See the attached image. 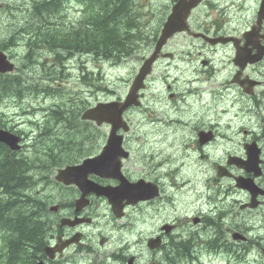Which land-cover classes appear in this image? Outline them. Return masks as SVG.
I'll list each match as a JSON object with an SVG mask.
<instances>
[{
  "label": "rangeland",
  "instance_id": "1",
  "mask_svg": "<svg viewBox=\"0 0 264 264\" xmlns=\"http://www.w3.org/2000/svg\"><path fill=\"white\" fill-rule=\"evenodd\" d=\"M254 2H256V0H254ZM132 4L134 5L133 15L134 18H136L135 21L140 30V38L136 42V51L131 56L116 63L101 61L93 57H89L88 61L85 59V70L89 72L92 71L95 75L100 76L102 78L100 81L101 86H105L109 91H112V94H110L108 91L100 92L95 91L93 88H84L85 86L81 83V74L83 70L80 67L81 64L77 57L72 58L70 62H67L66 60L64 63L65 68L61 71L60 64L54 61V53L52 52L40 50L39 55L29 61L26 59V54L24 52L26 51V48L22 43L17 44L15 47L6 46L7 37L14 36L15 39H18V37H21L20 34L24 33L21 32V28L26 25V20L29 17L28 9L31 5V0H0V46H5L6 50L4 51L15 61L17 69L14 74H19L21 84L28 86V90L23 92L20 98L5 96L0 100V120H2L8 127L22 130L27 133V143L29 148H27V152H25L24 155L34 157L35 154H38L35 159H37L39 163L45 164V166L48 165L47 168L37 166V168L32 169L29 172L33 177L32 186L30 189L27 186L24 190L27 193L30 192L32 196L37 199L45 201L46 211L50 205L55 204V200L59 199V197L68 199L71 195L70 191L65 192L58 188L53 180L57 169L56 167H58L59 163L66 160V154L69 152L67 147L71 144V140L67 134L73 132V136H75L72 141L74 151L71 154L70 160H77L87 153L94 152L102 141V137H99L98 135L107 132L106 126L95 127L93 125H84L79 120V117L77 125L73 129H69L67 127L69 125L68 122L62 121L56 123L51 119L49 116L51 113V107L56 103L55 101H62L68 97H78L80 98L79 101L82 100L83 102H85L84 98L87 97L89 102H94L96 100H108V98H113L118 95L122 96L125 93L131 79L141 63L142 57L149 51L160 19L165 13V9L157 5L155 0H132ZM250 5L251 2L248 3L249 9L246 11H240V14L248 12V15L250 16ZM78 10L79 9L76 8V5H73L64 11V23L68 24L71 22L76 24L81 17V13ZM196 22V24H199L198 20ZM140 39L143 40L141 41ZM149 39L150 41L147 45ZM188 42L190 41L185 36H179L171 43L170 50L180 49ZM44 65L52 67L51 71H54L55 69L58 70L59 77L52 81L45 78L42 74V68ZM158 72H160L159 66H156L154 74L150 76L147 87L144 91L143 108L139 111L131 112L128 115L133 125V130L131 132L132 135L129 138L132 140L134 146L153 149L156 156L165 153L164 159L170 162L169 169L158 164L155 159L143 164L142 169L144 172L150 170L153 171V174L173 171L174 165L179 164L180 157L184 155V151L181 147H187L190 142L194 144L193 130L190 126H182L181 124L172 126L162 124L157 125L152 124L150 120H148L150 117L145 108H151L153 106L162 80L161 77H157ZM181 73L185 74L186 72L182 71ZM172 79H170L171 82H174L175 79ZM57 84H59L63 91L67 93L63 96L61 94L60 96L62 97L58 95V97L46 96L43 88L47 86H55ZM195 86L198 87L201 85L196 84ZM79 101L78 104H80ZM61 104L62 103H60V105ZM64 106L71 108L75 107V104H66ZM41 109H44V111ZM48 109L49 112H47ZM254 111H256V109L253 107L247 108L245 114H251ZM70 115L71 112L67 113V116ZM159 115L161 116V114ZM70 123L74 124L76 121L70 119ZM233 127L247 129L249 128V125L236 122V125ZM58 137L63 138L64 141V147L60 151L59 147H55L54 150H49L44 145H41L44 143L51 144L57 142ZM48 154L54 155L55 158L53 160L48 159ZM191 156L190 159L184 158L185 163L184 166L181 167V174L184 178L190 177L193 174L194 167L198 168L199 171L196 175L198 185L201 188H204V178L207 176L213 178V175L205 171V169L195 160L194 154H191ZM54 162L57 163V165H54ZM132 165V167H139L136 162ZM148 167H150V169ZM50 172H52V174L49 176L48 173ZM163 188L164 193L162 198L158 200L157 206L148 209V211L138 219L136 227L128 225L122 231L117 232V235L122 234V237H125L126 239H138L149 233L156 223L159 225V223L165 221L167 218L176 219V221L180 223L175 235H186L188 232L195 231V228L187 227L186 220L188 221V219L186 217L200 214L202 210L208 209L209 204L204 203L203 196L198 197L188 194V185H184V188L183 186H180L179 188L175 187L173 189L169 187V182L165 179ZM212 188L217 189L219 186L217 185L215 187V185H212ZM170 192L174 193L173 201L170 199ZM183 197L185 199L184 205H182ZM211 202L214 203V205L216 204L213 197L211 198ZM223 211L226 213L228 219H233L235 224L244 227L250 224L249 221L235 216L233 210ZM138 212V210L132 211L133 215H136ZM109 214L110 211L107 204L96 207L92 215L98 220V223L101 224H99V228L91 226L92 229H88V231L91 232L90 237L95 242L94 249L96 252L90 256L75 252L76 255L80 256V259L75 263H69L91 264V259L92 262L94 261L95 263L100 264L101 257L97 252V247L99 246L97 243V236L100 234L99 231H102L104 234L106 233L107 228L110 225V222L108 221ZM44 217L47 220L53 218L49 210L48 213H45ZM132 217L134 216H131V218ZM36 219L41 222L44 220L42 217H37ZM125 223L131 224L128 220H126ZM52 225L53 224L51 223L48 224L49 229L46 233L47 236H50ZM189 225L192 227L195 226L190 222ZM138 228L142 229V231L139 232ZM46 229L45 224H43V232H46ZM212 230L213 228H209V232ZM202 233L206 236H203L199 242L207 238V233L203 229ZM146 236H144L142 240ZM195 250L198 251V247H196ZM72 255L74 254L70 252V258ZM109 256L112 255L109 254ZM150 258L151 257L148 258L147 262H149Z\"/></svg>",
  "mask_w": 264,
  "mask_h": 264
},
{
  "label": "trees",
  "instance_id": "2",
  "mask_svg": "<svg viewBox=\"0 0 264 264\" xmlns=\"http://www.w3.org/2000/svg\"><path fill=\"white\" fill-rule=\"evenodd\" d=\"M46 1L40 0L35 2L34 10L40 13L42 10L52 11L56 7L54 3H48ZM114 2V0H100L96 5V11H102L104 13L106 11L105 8ZM1 168L3 169L1 170ZM21 169V163L14 159H9L8 157H5L3 160L0 159V189H4L7 181H13V184L9 183L6 185V192L10 193L14 189L21 188L24 184L22 173L20 172ZM12 177L13 179L10 180ZM9 206L10 204H7L5 200L0 198V223L8 227L7 232L9 236H13L6 245V251L2 256L0 264H24L27 261L26 259L31 256V254H28L29 251L27 252V246L36 247L39 244L41 239V226L35 222V218L31 219V217L26 215L10 216Z\"/></svg>",
  "mask_w": 264,
  "mask_h": 264
},
{
  "label": "flooded vegetation",
  "instance_id": "3",
  "mask_svg": "<svg viewBox=\"0 0 264 264\" xmlns=\"http://www.w3.org/2000/svg\"><path fill=\"white\" fill-rule=\"evenodd\" d=\"M262 172H263L262 177H259V178L257 179V181H258V185L261 186L262 188H264V178H263V177H264V165L262 166ZM260 198H263V199H262V200H259V202L262 203V204H264V196H263V197H260ZM203 200L206 201V202H209V201H210V199H209V197H208L207 195L204 196ZM256 210H258V209H255L254 211H256ZM203 230H204L208 235H207V238H205L204 240H201L200 243H201L202 245H205V243H206L207 241H209V239L213 236V234H214L215 232H213V230H212V231L209 233V228H208V226H205V227L203 228ZM61 234H63V233H61ZM84 244H86V243H84ZM196 247H197L196 244H194V243H190V242H184V245L182 246V248L186 249L189 253H198V251L195 250Z\"/></svg>",
  "mask_w": 264,
  "mask_h": 264
},
{
  "label": "water",
  "instance_id": "4",
  "mask_svg": "<svg viewBox=\"0 0 264 264\" xmlns=\"http://www.w3.org/2000/svg\"><path fill=\"white\" fill-rule=\"evenodd\" d=\"M259 17H260V18H264V0H263V2H262L261 9H260V11H259ZM142 70H143V72H145V71H146V68H144V69H142ZM0 139H1V140H4V141H6V142H11V137L8 136V135L5 134V133H2V132H0ZM98 163H100V161H98V160L95 161V162L93 163V166L96 167Z\"/></svg>",
  "mask_w": 264,
  "mask_h": 264
},
{
  "label": "bare ground",
  "instance_id": "5",
  "mask_svg": "<svg viewBox=\"0 0 264 264\" xmlns=\"http://www.w3.org/2000/svg\"><path fill=\"white\" fill-rule=\"evenodd\" d=\"M178 245H181V247L184 245V242H179Z\"/></svg>",
  "mask_w": 264,
  "mask_h": 264
}]
</instances>
